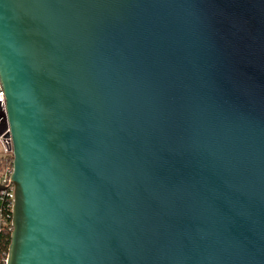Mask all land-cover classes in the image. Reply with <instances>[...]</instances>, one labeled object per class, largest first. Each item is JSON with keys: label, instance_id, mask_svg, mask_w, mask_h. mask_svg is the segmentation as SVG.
<instances>
[{"label": "water", "instance_id": "water-1", "mask_svg": "<svg viewBox=\"0 0 264 264\" xmlns=\"http://www.w3.org/2000/svg\"><path fill=\"white\" fill-rule=\"evenodd\" d=\"M0 83L6 264H264V0H0Z\"/></svg>", "mask_w": 264, "mask_h": 264}, {"label": "built area", "instance_id": "built-area-1", "mask_svg": "<svg viewBox=\"0 0 264 264\" xmlns=\"http://www.w3.org/2000/svg\"><path fill=\"white\" fill-rule=\"evenodd\" d=\"M0 149L2 156L6 161L13 155V143L10 136V129L6 116L5 108V95L0 83ZM11 164V161H10ZM13 172V160L12 166L7 165L3 172L0 174V185L4 186V189L0 191V231L4 226H7L11 219L12 231V209L14 204V187L10 182V176Z\"/></svg>", "mask_w": 264, "mask_h": 264}, {"label": "trees", "instance_id": "trees-1", "mask_svg": "<svg viewBox=\"0 0 264 264\" xmlns=\"http://www.w3.org/2000/svg\"><path fill=\"white\" fill-rule=\"evenodd\" d=\"M9 158L10 159L6 161L5 158L2 156V153H0V171L2 170L3 172L4 168L7 165L12 166V160L14 159L13 155H11ZM10 227H11V219L9 220L8 225L4 226L0 231V264H6V258H7V253L11 238V230L9 229Z\"/></svg>", "mask_w": 264, "mask_h": 264}, {"label": "rangeland", "instance_id": "rangeland-1", "mask_svg": "<svg viewBox=\"0 0 264 264\" xmlns=\"http://www.w3.org/2000/svg\"><path fill=\"white\" fill-rule=\"evenodd\" d=\"M0 152H1V149H0ZM2 172V170L0 171V173ZM1 176V175H0Z\"/></svg>", "mask_w": 264, "mask_h": 264}, {"label": "bare ground", "instance_id": "bare-ground-1", "mask_svg": "<svg viewBox=\"0 0 264 264\" xmlns=\"http://www.w3.org/2000/svg\"><path fill=\"white\" fill-rule=\"evenodd\" d=\"M1 153V152H0Z\"/></svg>", "mask_w": 264, "mask_h": 264}]
</instances>
